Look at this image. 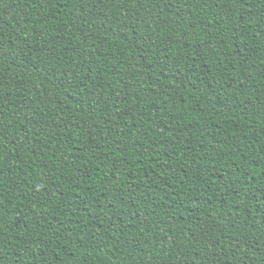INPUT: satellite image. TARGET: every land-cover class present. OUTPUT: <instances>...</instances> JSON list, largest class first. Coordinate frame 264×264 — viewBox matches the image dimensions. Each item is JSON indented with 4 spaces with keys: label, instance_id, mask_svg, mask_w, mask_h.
I'll return each mask as SVG.
<instances>
[{
    "label": "trees",
    "instance_id": "1",
    "mask_svg": "<svg viewBox=\"0 0 264 264\" xmlns=\"http://www.w3.org/2000/svg\"><path fill=\"white\" fill-rule=\"evenodd\" d=\"M0 264H264V0H0Z\"/></svg>",
    "mask_w": 264,
    "mask_h": 264
}]
</instances>
